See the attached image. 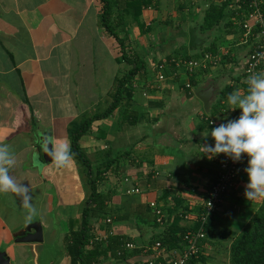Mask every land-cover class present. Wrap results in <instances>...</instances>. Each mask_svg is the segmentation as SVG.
I'll list each match as a JSON object with an SVG mask.
<instances>
[{
	"label": "crops",
	"instance_id": "obj_1",
	"mask_svg": "<svg viewBox=\"0 0 264 264\" xmlns=\"http://www.w3.org/2000/svg\"><path fill=\"white\" fill-rule=\"evenodd\" d=\"M242 1L224 8L213 33L207 31L208 21L218 16L219 0H157V8L142 11L144 23L158 30L143 34L155 47L144 54L146 79L139 84L145 87L134 84L130 102L144 116L129 126L119 122L116 110L95 121L80 141L96 167L108 161L107 152L111 158L129 152L99 184V191L112 195L111 214L110 221L98 217L94 229L97 237H105L99 241L112 234L129 238L136 252L128 249L133 253L128 260L108 255L99 264L141 263L164 228L179 233L195 225L220 164L219 154L208 159L201 146L213 143L205 137L212 127L239 115V109L230 110L227 95L237 89L244 94L248 86L243 68L253 45L244 43L240 31ZM125 23L128 35L141 34L131 17ZM200 28L206 29V41L198 35ZM191 29L201 41L196 48L189 47ZM211 44L220 61L197 71L189 91L185 85L191 80L183 67L167 70V79L157 81L158 62L209 52ZM120 56L101 23L99 0H0V144L9 146L15 161L9 174L28 187L36 210L29 214L22 195L0 193V251L12 264H30L32 257V264H71L65 238L80 226L90 187L74 158L63 167L46 161L39 138H52V147L71 146L72 131L107 109L116 77L131 67ZM204 91L207 103L197 96ZM241 162L240 177L209 222L202 254L189 264H219L221 259L229 264L234 237L262 204L264 198H245L247 157ZM135 187L140 191L127 193ZM152 202L165 209L163 223L155 222ZM33 222L41 223L43 241L17 242V234ZM46 252L49 259L42 261Z\"/></svg>",
	"mask_w": 264,
	"mask_h": 264
},
{
	"label": "trees",
	"instance_id": "obj_2",
	"mask_svg": "<svg viewBox=\"0 0 264 264\" xmlns=\"http://www.w3.org/2000/svg\"><path fill=\"white\" fill-rule=\"evenodd\" d=\"M230 1L231 0H226L221 4L222 7L219 9L220 11L218 12V16L215 17V19H209L208 26L212 27L215 26L216 23L220 22L222 12ZM99 2L101 5V23L107 33L118 44L121 55L120 59L129 64L131 67L124 75L116 77L112 101L107 109L101 112H96L90 117L85 118L81 125L71 133V146L69 147L72 154L71 157L83 167L84 174L90 187V194L82 207L80 226L76 230L72 229L65 238L67 253L70 257L71 264H99V260L106 258L108 255L115 256V258L119 260H128L129 256L133 254L129 252L128 249L130 248L126 246L127 243H133L129 240V238L112 234L107 235L104 242L99 241L94 229V222H97L98 217L107 218V220H109L108 218L110 217L108 216L111 214V207L109 203L112 200V195L110 192L99 191V184L105 179V173L109 169L113 168L119 158L121 156L124 157L125 155H129V152H122L115 158H111V153L107 152L108 161L103 162L101 166L96 167L84 151L80 141L81 138L91 130L95 121L109 118L116 110L119 112V122L121 124L135 126L141 122L144 116L143 112L134 109L130 102L133 101L134 98L133 90H135V81L139 78L145 80L147 64L145 58L132 48V42L128 38V32L126 30L127 24L125 23V19L131 17V19L138 24L140 33L145 34L151 30V27L147 26L142 20V11L144 9H155L158 5L157 0H99ZM261 8L264 12V0L261 2ZM231 24H233L232 21H230L229 25ZM240 31L243 33L241 24ZM206 50H209V52L214 54L217 51L215 44H211V46L206 48ZM203 54L204 53L199 55L198 53L189 57L184 56V58L173 57V59L188 61L199 58ZM160 65H163L162 70L159 69ZM176 66V63L173 62L172 59L170 61L166 60L158 62L157 81H159L158 77L160 74H163L166 80L167 70L173 71L176 69ZM178 67L183 66H177V68ZM200 70L203 69H199L198 71ZM194 75L195 73L190 76V84L191 82H195L193 78ZM186 88L187 91H189L192 86L191 88L186 86ZM238 165L239 169L237 180L240 177L242 162L240 161ZM216 177L217 175L214 180ZM221 203H219L218 208ZM158 210L161 211L160 214L157 213ZM202 210L203 208L197 214L196 223L192 227H189L179 233H174L168 228H164L162 233H160L158 238L151 242V245L144 253L147 254V259L136 264H148L149 260L152 259L153 254L156 252L153 246L157 242H159L162 247L159 248V250L165 251H171L185 246L186 241L184 236L188 231L198 230L200 225L198 219ZM153 213L156 223L164 222L165 209H163V207L159 205L156 206L155 209L153 208ZM180 215L184 218L190 217L189 213H182ZM158 219L162 221H158ZM211 219L212 217H210V220ZM210 220H208L205 226L207 232H211L209 227ZM204 240L205 239H202L198 243L203 245ZM105 243L106 245H104ZM134 248H136L135 244ZM134 248L131 249L136 252ZM202 252L203 248L197 257H200ZM197 257L190 259L187 264ZM158 260L162 261L161 258ZM229 264H264V200L249 222L234 237L230 245Z\"/></svg>",
	"mask_w": 264,
	"mask_h": 264
},
{
	"label": "clouds",
	"instance_id": "obj_3",
	"mask_svg": "<svg viewBox=\"0 0 264 264\" xmlns=\"http://www.w3.org/2000/svg\"><path fill=\"white\" fill-rule=\"evenodd\" d=\"M247 84L244 94L237 89L227 95L230 110L239 109V115L224 118L223 122L212 127L205 137L210 136L213 143L201 147L208 159L223 153L233 162H239L242 155L246 156L244 172L248 179L244 196L247 200H255L264 198V73L251 75ZM46 154L57 167L67 166L72 156L66 143L47 148ZM14 162L9 146L0 144V193L22 195L29 214H34L36 210L30 203L28 187L16 183L9 174Z\"/></svg>",
	"mask_w": 264,
	"mask_h": 264
},
{
	"label": "built area",
	"instance_id": "obj_4",
	"mask_svg": "<svg viewBox=\"0 0 264 264\" xmlns=\"http://www.w3.org/2000/svg\"><path fill=\"white\" fill-rule=\"evenodd\" d=\"M261 2L262 0H243L241 12H238L237 15L240 18V24L243 29L244 43H249L251 41L253 45L252 50L246 55L244 61L243 72L246 75L247 82L251 75L264 73V12L261 8ZM172 61L175 62L177 66H183L185 75L190 77L199 69H207L210 65L217 64L220 59L216 54L206 52L196 59L188 61L172 59ZM159 69L162 70L163 65H160ZM158 80H165V76L160 74ZM186 86L191 88L189 80ZM219 155L221 156L219 172L216 179L212 181L204 200L202 206L203 210L198 219L200 223L198 230L188 231L184 236L186 245L171 251L159 250V248L162 247L160 243L157 242L153 246L156 252L153 254L148 264H187L190 259L197 257L202 251L203 245L198 242L206 238L205 226L208 220H210V217H213L218 209L219 203L223 202L226 194L234 187L237 181L238 164L241 161L233 162L223 153ZM126 191L127 193H135L139 192L140 189L135 187L127 189ZM150 205L154 209L158 206L156 202H152ZM157 213L160 214L161 211L158 210ZM158 221L162 220L158 219ZM104 238L103 236H98L99 240ZM126 246L130 249L134 248L133 243H127ZM159 258H161L162 261L158 260Z\"/></svg>",
	"mask_w": 264,
	"mask_h": 264
},
{
	"label": "water",
	"instance_id": "obj_5",
	"mask_svg": "<svg viewBox=\"0 0 264 264\" xmlns=\"http://www.w3.org/2000/svg\"><path fill=\"white\" fill-rule=\"evenodd\" d=\"M201 43L200 39L195 35V31L191 29L189 33V47L196 48ZM208 92L199 93L197 96L204 102H208ZM39 144L42 149L43 157L46 161H49L51 158L46 154V149L51 148L53 145L52 138L40 136ZM17 242H26V243H36L43 241V229L40 222H33L27 227L19 232L16 236ZM0 264H12L10 257L4 251H0Z\"/></svg>",
	"mask_w": 264,
	"mask_h": 264
},
{
	"label": "rangeland",
	"instance_id": "obj_6",
	"mask_svg": "<svg viewBox=\"0 0 264 264\" xmlns=\"http://www.w3.org/2000/svg\"><path fill=\"white\" fill-rule=\"evenodd\" d=\"M221 1V4L223 3V1H226V0H219V2ZM231 3H233L234 2V0H231L230 1ZM203 13H201L200 15H202ZM199 23H204V18L203 17H200V19H199ZM194 25H197L196 23L194 24ZM150 27H152V26H150ZM154 29V30H153ZM154 31V32H156V31H158L157 30V27L156 26H153L152 28H151V30L150 31ZM207 31L208 32H210V33H213L214 32V28H212V27H210V29H208L207 28ZM128 32V31H127ZM129 33V32H128ZM159 33V32H158ZM203 33H205V35L203 34ZM207 32H206V29L205 28H200V30H199V33H198V35L199 36H201L202 37V39L204 40V41H206L207 40V34H206ZM142 34V33H141ZM141 34L140 35H138V37L137 38H134L135 36L133 35V33L132 34H130V35H128V38L130 39L131 38V36L134 38V39H136V41L133 43L132 41V48L135 50V51H137L138 52V54H140V55H142L143 57H144V54L147 52V50H148V47L150 46L147 42H146V37H143V34H142V36H141ZM146 35H147V32L145 33ZM155 46L154 45H151L150 46V48L151 49H153ZM191 51V50H190ZM191 52H193V50L191 51ZM145 58V57H144ZM244 69V68H243ZM140 79V78H139ZM136 80L135 82H136V84L138 85V86H142L141 88H144L143 87V85H141V84H139V83H141V82H143V79H140V80ZM145 79H146V74H145ZM145 84H146V81L144 82ZM144 100V99H143ZM94 114V113H93ZM92 114V115H93ZM92 158H93V156H92ZM93 159H95V158H93ZM48 254H49V252H46V254H43L42 256H41V260L42 261H44V260H46V259H49V257H48ZM220 259H221V256L219 257ZM220 259H218V260H220ZM216 260H217V258H216ZM31 262H30V264H32L34 261H35V257L33 258H31V260H30ZM219 262H221V263H219V264H224L225 262H224V259H221ZM228 264V263H227Z\"/></svg>",
	"mask_w": 264,
	"mask_h": 264
}]
</instances>
